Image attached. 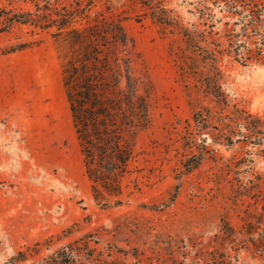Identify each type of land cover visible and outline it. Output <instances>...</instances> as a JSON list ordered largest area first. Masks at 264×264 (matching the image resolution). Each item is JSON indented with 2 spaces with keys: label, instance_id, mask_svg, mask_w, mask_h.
I'll list each match as a JSON object with an SVG mask.
<instances>
[{
  "label": "rangeland",
  "instance_id": "obj_1",
  "mask_svg": "<svg viewBox=\"0 0 264 264\" xmlns=\"http://www.w3.org/2000/svg\"><path fill=\"white\" fill-rule=\"evenodd\" d=\"M75 1L0 0V264H52L69 245L82 248L81 264H264V64L218 55L228 99L261 120L215 142L218 122L200 128L194 113L221 105L182 73L181 34L148 4L191 29L210 19L220 33L238 16L215 0H96L92 17L122 19L135 39L152 118L121 194L96 198L63 80L67 45L56 26L15 18ZM255 39L263 44L264 30Z\"/></svg>",
  "mask_w": 264,
  "mask_h": 264
},
{
  "label": "trees",
  "instance_id": "obj_2",
  "mask_svg": "<svg viewBox=\"0 0 264 264\" xmlns=\"http://www.w3.org/2000/svg\"><path fill=\"white\" fill-rule=\"evenodd\" d=\"M215 1L222 2L229 16H238L232 23L229 19L223 21V33L214 29L215 23L208 21L210 19H205V28L191 29L170 15L167 8L145 4L151 8L154 19L181 34L183 44L177 56L182 73L194 74L198 86L221 105L219 110L209 106L197 110L196 123L200 128H209L217 121L219 131L214 135L215 142L233 143L234 124L253 130L261 117L237 102H230L221 83L222 70L216 62L219 54L227 53L243 63L264 64V43L259 45L255 39V35L263 34L264 30V0ZM95 2L43 4L38 5L36 12L27 11L15 18L42 28L56 26L54 34L61 36L67 45L64 85L85 170L93 181L95 197L100 198L102 189L113 195L121 194L122 178L131 171L138 156V134L149 127L152 118L148 94L143 92L145 88L148 93L147 87L134 67L135 39L122 19L92 17L89 10ZM202 16L205 17L204 13ZM214 34L224 36L227 45ZM241 37L244 40H240ZM243 135L248 134L241 133L238 139ZM258 222H262L261 217L248 225L255 228ZM81 249L74 245L62 248L52 256V264H81L82 261L77 262ZM87 254L90 260H95L94 253L88 251ZM101 264L118 263L104 261Z\"/></svg>",
  "mask_w": 264,
  "mask_h": 264
}]
</instances>
